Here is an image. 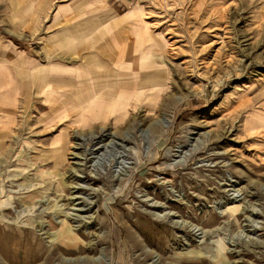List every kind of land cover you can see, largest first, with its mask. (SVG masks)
<instances>
[{"label": "rangeland", "instance_id": "1", "mask_svg": "<svg viewBox=\"0 0 264 264\" xmlns=\"http://www.w3.org/2000/svg\"><path fill=\"white\" fill-rule=\"evenodd\" d=\"M68 1L0 0V264H264V0H139L127 70L56 63H95L52 37ZM134 80L102 121L66 99ZM53 81L65 98L34 91Z\"/></svg>", "mask_w": 264, "mask_h": 264}, {"label": "crops", "instance_id": "2", "mask_svg": "<svg viewBox=\"0 0 264 264\" xmlns=\"http://www.w3.org/2000/svg\"><path fill=\"white\" fill-rule=\"evenodd\" d=\"M83 3V4H82ZM39 5V4H38ZM140 5L139 0H72L68 1V15L66 14L65 20H68V25L63 27L61 30H63V34L60 33L61 30L57 32H54L52 34V37H58L59 41L63 43L64 45H68V49H73L74 51H80L85 49V45L89 44L92 46V49L89 48V50H92L91 52H94V55L97 54L95 52H107L108 58L105 56L103 58L101 55H96L93 64H89L86 62H83L82 60H69L64 62H58L61 65H66L68 67H76V69L81 70L84 68H104V66L107 69L108 67L112 69L111 67H114L115 70V63L117 61V53L121 50L127 51L129 49L124 48V46L127 47L128 44L123 43L119 41L117 38L118 31L120 28V20L122 16H126L128 19H132V17H135L137 15L138 6ZM81 8L80 12H77V9ZM119 9L124 10V13H119ZM21 12V11H20ZM85 14V16H83ZM122 14V15H121ZM36 19L33 21V26L35 25ZM38 23V21H37ZM19 26V22L16 24ZM40 25V21L37 24V26ZM56 34V35H55ZM14 35H18V33H14ZM55 35V36H53ZM2 39V38H1ZM2 41L1 51L3 52V60L6 62H9L7 58L12 55L9 54V51L11 48H8V42ZM7 47V48H4ZM4 49V50H3ZM2 52L0 54H2ZM65 52V51H64ZM64 52H61L59 54H63ZM74 53V52H73ZM76 54V53H75ZM8 55V56H7ZM27 55L25 58H28ZM24 57L21 59V66L25 67V63L29 66H33L31 71L35 70L36 63L33 60L25 59ZM64 59H67L64 57ZM96 59H99L101 62H103L105 65H101L99 63H96ZM25 61V62H24ZM90 63V62H89ZM47 65V64H46ZM5 66V65H4ZM58 65L52 64V68L56 67ZM65 66V67H66ZM99 66V67H98ZM6 67V66H5ZM3 67L6 71L7 69ZM13 68V66H11ZM36 67V68H35ZM50 67V66H49ZM50 67V68H51ZM117 68V67H116ZM27 70V68H25ZM118 69V68H117ZM27 70V71H30ZM109 71L103 74H98V72L95 73L94 80L97 81V78L99 76L103 77L105 75H115V71ZM4 73V72H3ZM82 73V71H81ZM6 74V73H5ZM76 75L73 77L68 76V81H72V84H84L86 81V78H82L81 75L78 73H75ZM84 76V74L82 73ZM55 77V76H53ZM56 78V77H55ZM82 79H85V81H82ZM71 84V83H70ZM103 89L106 87V82H102ZM95 87H98V84L95 83ZM72 90V89H71ZM92 90L87 89L86 91V97L87 92H90ZM72 92H75L78 96L75 98L72 96ZM81 93L79 90L71 91L68 95V98L71 99V102L81 100ZM85 98V97H84ZM83 98V99H84ZM82 99V100H83ZM77 105V104H76Z\"/></svg>", "mask_w": 264, "mask_h": 264}, {"label": "bare ground", "instance_id": "3", "mask_svg": "<svg viewBox=\"0 0 264 264\" xmlns=\"http://www.w3.org/2000/svg\"><path fill=\"white\" fill-rule=\"evenodd\" d=\"M96 55L97 54H95V55L92 54V56H94L93 58H95ZM141 57L142 56L136 54V51H132L131 52V50H127V51L121 50V51H119L117 53V61L115 63V66L117 68H121V69H124V68H126V70H127V68L130 69V66L134 65V61H141ZM89 62H91V61H88V63ZM96 63H99V64L102 65L103 62H101L99 59H96ZM130 75H131V73L128 74L127 76H130ZM59 81H63L65 83L69 82L68 79L59 80ZM56 82L57 81H53V83L47 82L45 84L46 86H38V87L36 86V87H34V91L36 90L37 93H40V94H45L46 93V94H49V95H53V94H59V96H63L64 95V98H65L66 95H68V93L66 94V92H68V88H66V86H64V85H58ZM34 83H38V82H34ZM70 83H72V81H70ZM118 84L120 86V83H118ZM132 84H133V86H130V88H129V85H128V88H129L128 90H126L127 88H123V87L117 88V89H114L112 87V89H109V86L107 85L105 87V89L107 88L106 90H104V89H102V90H92L90 92H87L88 95H87V97L84 98V100L81 99L79 102H78V100L77 101H73V104L78 102L77 103L78 106L81 104V106H80L81 108L79 109V111L78 112L75 111L76 112V117H79V119H83L84 117H86L87 120L99 119V120L102 121V119H108V116H110V115L113 117V116H115L117 114V112L115 113V110H113V109H109V110L105 111V108L102 107V105H101L103 102H111V101H117V100L124 101V98L127 97V99H129L128 103H130L129 101H131V99H132V102H137L138 100H141V99L145 98L144 95H146V93H147V89L145 90V88H143V87H145V85L143 84L142 87L139 88L140 84L136 80H134V83H132ZM110 86H112V84ZM151 88H153V87H151ZM160 88H161V83H156V85H154V88L152 89L153 94L150 93V92H149V94L154 95L155 93L160 91ZM141 89H143V90H141ZM6 92L8 94H12L11 93V89L7 90ZM72 94H73L72 96H74L75 98L78 97L75 92H72ZM130 97H131V99H130ZM61 99H63V98H61ZM66 99H68V96H67ZM49 100H50V98H49ZM56 101H57V99H56ZM68 104H69V101H68ZM52 107H54V106H52ZM50 110H53V108L50 109ZM68 114H70V113L68 112ZM107 123L108 122H106V124ZM94 132L91 133V135H93L92 138H95V139L100 138L99 142H97V140H95L96 141L95 146L92 147L93 148L92 149L93 153L94 152L96 153V152H98L99 150H101L104 147L103 146L104 144L102 143L103 142V138L106 137V136H109V135L112 136V134L107 133V129H104L103 127L100 128L99 132H97V133H94ZM101 143L103 145H101Z\"/></svg>", "mask_w": 264, "mask_h": 264}]
</instances>
